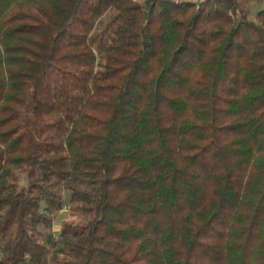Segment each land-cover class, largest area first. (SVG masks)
Listing matches in <instances>:
<instances>
[{"label":"trees","instance_id":"16d2710c","mask_svg":"<svg viewBox=\"0 0 264 264\" xmlns=\"http://www.w3.org/2000/svg\"><path fill=\"white\" fill-rule=\"evenodd\" d=\"M253 2L0 0V264H264Z\"/></svg>","mask_w":264,"mask_h":264},{"label":"rangeland","instance_id":"374dc122","mask_svg":"<svg viewBox=\"0 0 264 264\" xmlns=\"http://www.w3.org/2000/svg\"><path fill=\"white\" fill-rule=\"evenodd\" d=\"M247 8L250 10L251 13V18L253 20L256 19L257 13L264 8V4L259 5L258 3L253 2L252 4L246 5ZM115 14L110 13L108 14L103 20L99 28L95 32V37L94 41L96 45H94V48L96 49L98 53L99 60L102 62V64L105 62L103 58V49H102V44L107 39L110 37V30L111 26L117 25L115 18ZM103 70V66H101V71ZM69 200H70V194L69 192L65 193V201H66V208L63 210V212L55 218L54 221V231L56 232V235H58L59 229L62 227V225L69 220H72V214L70 209L68 208L69 206Z\"/></svg>","mask_w":264,"mask_h":264},{"label":"crops","instance_id":"0c3cea01","mask_svg":"<svg viewBox=\"0 0 264 264\" xmlns=\"http://www.w3.org/2000/svg\"><path fill=\"white\" fill-rule=\"evenodd\" d=\"M255 3H258L259 5L264 4V0H254Z\"/></svg>","mask_w":264,"mask_h":264}]
</instances>
